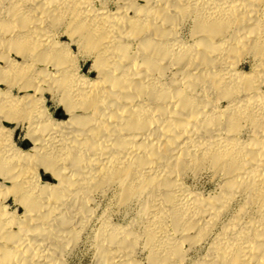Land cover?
I'll return each instance as SVG.
<instances>
[{
	"label": "bare ground",
	"instance_id": "obj_1",
	"mask_svg": "<svg viewBox=\"0 0 264 264\" xmlns=\"http://www.w3.org/2000/svg\"><path fill=\"white\" fill-rule=\"evenodd\" d=\"M0 264H264V0H0Z\"/></svg>",
	"mask_w": 264,
	"mask_h": 264
},
{
	"label": "rangeland",
	"instance_id": "obj_2",
	"mask_svg": "<svg viewBox=\"0 0 264 264\" xmlns=\"http://www.w3.org/2000/svg\"><path fill=\"white\" fill-rule=\"evenodd\" d=\"M89 65H90V64L87 63L86 68H88ZM55 113H56V115H59V117H63V116H64V113L62 112L61 107L56 108V109H55ZM21 135H22V133L20 134V138H21ZM24 145L26 146L27 143L25 142ZM43 176H44V178H45L46 180H50V176H49V175H43ZM77 250H78V252H77V259H83L84 257H86V255H85L84 252L82 251V250H85L83 247H80V248L77 249ZM80 251H81V252H80ZM82 256H83V257H82ZM84 260H85V262H87V261H88V258L86 257V258H84L82 261H84Z\"/></svg>",
	"mask_w": 264,
	"mask_h": 264
}]
</instances>
